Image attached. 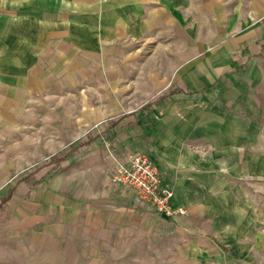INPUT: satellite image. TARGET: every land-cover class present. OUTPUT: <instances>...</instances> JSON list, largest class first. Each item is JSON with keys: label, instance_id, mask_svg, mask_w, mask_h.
I'll list each match as a JSON object with an SVG mask.
<instances>
[{"label": "crops", "instance_id": "obj_1", "mask_svg": "<svg viewBox=\"0 0 264 264\" xmlns=\"http://www.w3.org/2000/svg\"><path fill=\"white\" fill-rule=\"evenodd\" d=\"M39 129L81 130L65 179L23 166ZM134 153L183 215L111 180ZM0 179V264H226L261 237L264 0H0Z\"/></svg>", "mask_w": 264, "mask_h": 264}, {"label": "rangeland", "instance_id": "obj_2", "mask_svg": "<svg viewBox=\"0 0 264 264\" xmlns=\"http://www.w3.org/2000/svg\"><path fill=\"white\" fill-rule=\"evenodd\" d=\"M98 126H100V124L96 123L90 126L89 129L86 131L89 132L90 130H95L97 129ZM70 131L73 132V134L71 135L64 134V136H61L62 137L61 138L55 130L39 129V139L43 137L40 139L39 146L32 148V151H29L28 147L26 146L22 147L23 153L36 152V153H32L30 161L23 162V166H25L26 163H31L30 164L31 166L34 165L33 168H28V169L37 170L38 181L46 180L47 178H50L52 176L51 175L52 169L53 172L55 174H59L60 177L64 175V179H65V171L58 173V171L62 167H65V160L64 158H61L62 160L60 159L61 160V161L59 160L60 162L59 161L56 162L55 158L64 156L65 150L68 149L67 141L69 139L71 141L72 138L76 136L75 135L76 133L81 132V130L76 131V129ZM69 149L71 150L72 146H69ZM260 187H261V197H262L261 198L262 216H261V225H260L261 237L259 236L260 240H257L258 237L253 235L254 228L258 227L259 224L258 225L256 224V227L253 226V219H252V224H249L250 220L245 219L244 216L240 220L239 226L235 230L231 228V234H230L231 241H229L230 242L229 245L223 243L224 249L229 251L228 252L229 256H227L228 258L226 264H264V180L263 183L260 185ZM235 235H238L237 239L235 238ZM255 235H259V231L257 232V229ZM242 248H245L246 252L245 254L241 255ZM236 249H238V251H235Z\"/></svg>", "mask_w": 264, "mask_h": 264}, {"label": "built area", "instance_id": "obj_3", "mask_svg": "<svg viewBox=\"0 0 264 264\" xmlns=\"http://www.w3.org/2000/svg\"><path fill=\"white\" fill-rule=\"evenodd\" d=\"M111 180L134 188L142 200L166 216L183 215L186 211L182 206L172 205L173 192L161 183L159 172L146 153L130 155L126 164L116 162Z\"/></svg>", "mask_w": 264, "mask_h": 264}]
</instances>
